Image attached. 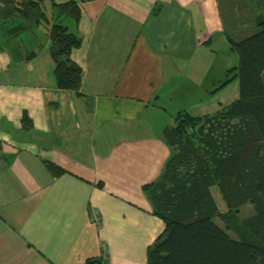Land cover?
<instances>
[{
	"label": "crops",
	"instance_id": "crops-1",
	"mask_svg": "<svg viewBox=\"0 0 264 264\" xmlns=\"http://www.w3.org/2000/svg\"><path fill=\"white\" fill-rule=\"evenodd\" d=\"M75 1L77 92L57 88L44 30L0 19V264H147L163 222L142 186L169 155L170 103L186 93L172 106L201 116L238 98L237 79L216 86L217 47L264 16V0Z\"/></svg>",
	"mask_w": 264,
	"mask_h": 264
},
{
	"label": "trees",
	"instance_id": "trees-1",
	"mask_svg": "<svg viewBox=\"0 0 264 264\" xmlns=\"http://www.w3.org/2000/svg\"><path fill=\"white\" fill-rule=\"evenodd\" d=\"M43 1L0 0V19L17 22L16 31L45 29L57 88L77 92L83 70L70 54L81 39L64 20L77 23L80 7L75 0H49L56 19L49 24ZM250 30L238 40L228 37L238 63L218 87L237 79L238 98L211 114L178 110L161 129L169 155L159 174L142 186L152 213L163 222L147 247V264H264V16ZM21 122L26 129L32 126L26 113Z\"/></svg>",
	"mask_w": 264,
	"mask_h": 264
},
{
	"label": "rangeland",
	"instance_id": "rangeland-1",
	"mask_svg": "<svg viewBox=\"0 0 264 264\" xmlns=\"http://www.w3.org/2000/svg\"><path fill=\"white\" fill-rule=\"evenodd\" d=\"M47 12H48V16L50 17V20H51V22L49 23V24H52V23H55L56 22V19L54 18L55 17V14H54V12H53V10H52V7H51V5H49L48 7H47ZM261 18H263V15L261 16ZM66 22H67V19H65L64 20V24H66ZM43 28V27H42ZM43 30V29H42ZM44 31H46L45 29H44ZM218 48V57H217V61L215 62V65H216V75H217V78L218 79H220V80H222L221 81V83L226 79V78H228V77H230V75H228L227 73H226V71L224 72H222V70L224 69V67H226V68H231V67H233V66H236L237 65V63H238V58H237V55L234 53V52H231L230 54H229V52L228 51H225V47H223V45L221 46V47H217ZM226 70H228V69H226ZM224 78V79H223ZM200 79H201V77H200ZM233 81V80H232ZM231 81V82H232ZM199 82H202L201 80H199ZM230 83V82H229ZM220 83H218L216 86H218ZM233 84V83H232ZM230 86H232V85H230ZM236 86V85H235ZM216 90H217V88H216ZM233 93H234V91H233ZM225 94V93H224ZM227 95L228 94H226V97H227ZM224 99V98H223ZM235 99H237V98H235ZM235 99H233V100H229L231 103L233 102V101H235ZM176 101H178L177 102V104H179L180 103V101L182 102L181 103V106H184L185 105V103L186 102H188V95L185 93V94H183L182 96H179L178 98H176L175 99ZM175 100H173V102L172 103H170V108L174 111V112H172V113H170V114H172V115H174L178 110H180V109H184L185 107H178V106H176V105H173L172 106V104L174 103V101ZM175 101V102H176ZM188 104V103H187ZM225 106H228V104H226ZM225 106H223V107H225ZM222 107V108H223ZM221 108V109H222ZM220 110V109H219ZM218 111V110H217ZM171 115V116H172ZM171 116H169V118H168V121L169 122H171V120H172V118H171ZM170 118H171V120H170ZM167 121V122H168ZM212 192H213V194H214V196H215V200H216V202L218 203V204H220L221 205V211L223 212V211H225L226 210V208H225V206H224V203L222 202V199H221V195H220V192H219V190H218V188L217 187H214L213 189H212ZM214 220H215V222L220 226V227H222L223 229H225L224 228V224L219 220V219H215V218H213ZM230 233V232H229ZM228 233V234H229ZM231 235H232V233H230Z\"/></svg>",
	"mask_w": 264,
	"mask_h": 264
},
{
	"label": "built area",
	"instance_id": "built-area-1",
	"mask_svg": "<svg viewBox=\"0 0 264 264\" xmlns=\"http://www.w3.org/2000/svg\"><path fill=\"white\" fill-rule=\"evenodd\" d=\"M96 218H97V213L96 212H94V214H93ZM105 251V248H103V252ZM99 264H107V263H105V262H101V263H99Z\"/></svg>",
	"mask_w": 264,
	"mask_h": 264
}]
</instances>
